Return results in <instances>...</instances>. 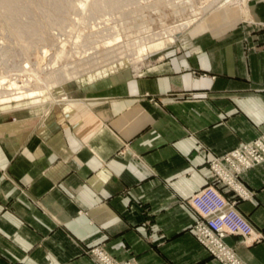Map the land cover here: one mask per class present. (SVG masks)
<instances>
[{"label":"crops","instance_id":"crops-1","mask_svg":"<svg viewBox=\"0 0 264 264\" xmlns=\"http://www.w3.org/2000/svg\"><path fill=\"white\" fill-rule=\"evenodd\" d=\"M247 10L246 25L204 32L140 76L83 85L47 121L0 120V264H95L90 247L135 264H221L195 239L188 200L213 182L212 155L264 136V0ZM237 180L262 238L224 242L264 264V162Z\"/></svg>","mask_w":264,"mask_h":264},{"label":"rangeland","instance_id":"rangeland-1","mask_svg":"<svg viewBox=\"0 0 264 264\" xmlns=\"http://www.w3.org/2000/svg\"><path fill=\"white\" fill-rule=\"evenodd\" d=\"M9 1L21 10L9 15L4 4L9 2L2 4L0 0V95L4 93L6 96L5 92L20 95L29 90L39 93L35 103L24 97L21 101L0 100V120L11 121L19 115L33 113H39L44 117L43 121H47L48 110L59 104L60 98L75 99L83 85L99 79L140 76L156 62L164 60L171 49H196L201 37L204 38V32L221 36L232 31L238 23L246 25L250 19L249 15L248 20L243 19L238 6L226 3L199 20L204 15L207 2L212 0H88L84 8L80 3L82 0ZM102 1L105 3H100ZM195 18L203 21L205 28L197 22L174 40L165 38L167 28ZM249 39V36L243 39L245 49L251 48ZM150 40L154 43L162 40L163 43L135 60L137 46L145 43L144 46H148ZM108 41L111 42L109 46L106 45ZM43 51L48 53L43 55ZM58 51L64 53L56 59ZM53 58L54 63L51 64ZM27 64L29 66L26 67ZM66 65L68 68L77 67L82 74L80 78L61 84L53 79L56 84L52 89L45 88L43 81L47 85L50 83L48 67L51 66L55 78ZM86 70L94 71L92 77L83 74ZM95 248L90 247L84 253L92 262L99 264L93 253Z\"/></svg>","mask_w":264,"mask_h":264},{"label":"built area","instance_id":"built-area-1","mask_svg":"<svg viewBox=\"0 0 264 264\" xmlns=\"http://www.w3.org/2000/svg\"><path fill=\"white\" fill-rule=\"evenodd\" d=\"M264 162V136L240 143L227 153L212 155L209 170L213 182L197 191L189 200L195 213L191 230L195 239L221 264H245L235 251L224 242L227 234L259 241L262 237L250 221L239 211V198L248 197L247 190L238 182L243 171ZM230 186L237 197L228 199L219 190L217 183ZM99 264H135L133 260L118 261L97 247L93 250Z\"/></svg>","mask_w":264,"mask_h":264},{"label":"bare ground","instance_id":"bare-ground-1","mask_svg":"<svg viewBox=\"0 0 264 264\" xmlns=\"http://www.w3.org/2000/svg\"><path fill=\"white\" fill-rule=\"evenodd\" d=\"M9 2V3H4V2ZM56 1H58V0H56ZM87 1L88 0H82L80 3H81V5H82V7L84 8L85 7V5H87L86 3H87ZM107 1V0H106ZM110 1V0H109ZM220 1L221 0H212V1H210L209 3L207 2V5L204 7V11H203V13H204V15H201V17H200V19L199 20H201V19H205V17H206V15L208 14V13H212V12H214V11H216V10H219L222 6L224 7V5L227 3V4H233V5H236V6H238L239 7V9L242 11V17H243V19L244 20H248V10H247V2H248V0H225L223 3H220ZM108 2V1H107ZM106 2V3H107ZM2 4L4 3V4H6V6H5V11H6V13H8L9 15H14L15 13H17V12H20V8H18L17 6H15L14 4H12V1H9V0H2V2H1ZM100 3H105L104 1H102V2H100ZM111 2H109V4H110ZM212 4H214V7H212V8H210L211 7V5ZM98 8V7H97ZM95 9H96V7H95ZM44 10V9H43ZM55 10H57V9H55ZM200 10H198V12H199ZM240 11V12H241ZM196 15H198L197 14V12H196ZM200 15V14H199ZM195 16V15H194ZM197 18V17H196ZM195 18V20H187V21H184V22H181V23H179V24H177V25H175V26H173V27H171V28H167V30H165L164 31V36H165V38L167 39V40H174L178 35H180L183 31H185L186 29H188L190 26H192V25H194V24H196L197 22H199V20L198 19H196ZM185 19V18H184ZM200 23V24H199ZM198 24L200 25V26H204V28H205V25H204V23H203V21H201V22H199ZM197 24V25H198ZM22 28H23V26H21ZM20 27V28H21ZM24 27H25V25H24ZM21 34V33H20ZM152 37V36H151ZM112 38V37H111ZM111 38H109V39H111ZM115 38V37H114ZM117 40V39H116ZM114 41V40H113ZM110 43L111 42H109L108 41V43H106V45L107 46H109L110 45ZM142 43V42H141ZM148 43L150 44V45H146V46H144L145 44H143V45H138L137 46V51L134 53V54H136L135 56H136V58H135V60H139L140 58H142V55H143V53H145V51H147V50H151L152 48H159L160 47V45L163 43L162 42V40L161 41H158V42H156V43H154V40H150V42L148 41ZM151 43H153V44H151ZM140 44V43H139ZM133 46H136L135 44L133 45ZM134 50V49H133ZM132 50V51H133ZM129 51H130V49H129ZM46 53H48V51H43V55H46ZM62 53H64V51H58L57 53H56V55H55V58L57 59L58 57H60V55L62 54ZM122 53V52H121ZM42 55V54H41ZM130 56V55H129ZM132 56V55H131ZM44 57V56H43ZM99 58V57H98ZM115 58V57H114ZM117 58V57H116ZM104 59V58H103ZM99 60V59H98ZM101 60V59H100ZM109 60V59H108ZM83 60H81V62H82ZM54 63V58L52 59V62H51V64H53ZM29 64V63H28ZM26 65V67L27 66H29V65ZM84 64V63H83ZM82 64V65H83ZM31 66H32V64H30ZM49 65V64H48ZM39 66V65H38ZM95 70V69H94ZM59 74L57 73L56 75H55V78L52 76V71H51V66L50 67H48V75H49V77H48V81L50 80V83H48V85H47V83L45 82V81H43V83L44 84H46V86H45V88H47V87H49V90H51L52 89V86H54L56 83H59V84H61V83H63V82H65V81H71V80H73V79H78V78H80V76L82 75V74H80V71H79V69L77 68V67H73V68H68L67 67V65L65 66V68H63V70L61 69V70H59ZM84 72H85V70H84ZM94 71H92V70H86V73H83V74H90V76L89 77H92V73H93ZM38 79V78H37ZM53 79H55L56 81V83L55 82H53L52 80ZM39 80V79H38ZM35 81V80H34ZM58 81V82H57ZM44 88V89H45ZM15 92H17V91H15ZM36 92V91H35ZM35 92H33V90H29V91H27L26 93H24V94H20V95H18V93H14V94H12V93H9V92H5L7 95L6 96H4L3 94L4 93H2L1 95H0V100L2 101V102H10V101H21V99L24 97V98H26V99H31V101L32 100H34V101H32V103H35V102H37V101H35V99H36V97H37V94H39V93H35ZM17 94V95H16ZM41 94V93H40ZM30 101V102H31ZM68 101H70V100H68V97H63L62 99L60 98V100L59 101H57V103H66V102H68ZM56 102V101H55Z\"/></svg>","mask_w":264,"mask_h":264}]
</instances>
